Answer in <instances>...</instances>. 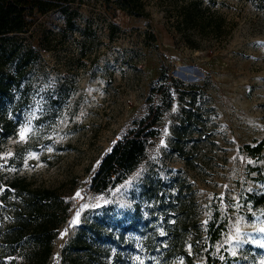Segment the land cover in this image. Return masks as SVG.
Segmentation results:
<instances>
[{
	"label": "rangeland",
	"instance_id": "rangeland-1",
	"mask_svg": "<svg viewBox=\"0 0 264 264\" xmlns=\"http://www.w3.org/2000/svg\"><path fill=\"white\" fill-rule=\"evenodd\" d=\"M146 1L148 15L134 16L84 0L74 30L58 12L42 16L32 42L40 48L47 34L52 49H41L23 82L29 102L0 150L3 180L27 176L68 200L48 264L118 256L123 264H264V0H215L224 31L192 33L197 47L174 29L169 6ZM161 80L172 85L174 101L154 125L146 157L123 182L96 191L103 156L151 123ZM184 107L193 117L177 138ZM149 184L164 199L159 207L146 198ZM180 191L183 201L172 196L170 209ZM181 203L192 260L166 258L145 243L148 236L165 242Z\"/></svg>",
	"mask_w": 264,
	"mask_h": 264
},
{
	"label": "trees",
	"instance_id": "trees-1",
	"mask_svg": "<svg viewBox=\"0 0 264 264\" xmlns=\"http://www.w3.org/2000/svg\"><path fill=\"white\" fill-rule=\"evenodd\" d=\"M102 1L115 3L116 7L134 16L148 15L146 0ZM160 1L171 8L169 11L175 16L174 29L184 35L191 47L198 46L191 37L192 33L205 37L212 34L219 36L224 31L222 17L212 8L215 0H207V5L205 0ZM83 3L84 0H0V150L22 123L23 111L29 102V88L28 85L23 86V82L28 78L31 66L40 57L42 48L52 49L48 37L46 42L42 39L47 34L40 38V48L32 42L41 26L40 19L58 12L64 17L66 28L74 30ZM154 87L161 98L158 105L150 107L151 123L140 125L127 137L117 141L103 156L92 179L96 191L105 192L123 182L146 157L150 139L158 136L159 130L154 125L172 107L174 92L172 85L163 80ZM177 92L180 100L186 101V92L179 89ZM187 109L182 108L185 117L175 126L177 138L191 125L193 115ZM3 178L0 172V210L3 217H7L6 221H0V264H48L55 238L69 215L68 200L58 188L38 185L27 176ZM180 194L181 191L171 195L168 201L171 208H167L172 209L183 201ZM146 198L155 203L157 201V207L164 201L152 184L146 188ZM261 200H264V195ZM184 207L185 204L181 203L179 209H182L183 215L167 226L165 242L157 243L148 236L145 241L147 249L155 251L161 248L166 258L180 254L192 260V254L185 248L184 236L190 218L184 214ZM163 208L167 218L171 210ZM150 210L152 212L154 208ZM72 262L76 260L72 259ZM86 264H123V260L121 256L112 260L102 259L97 263L90 259Z\"/></svg>",
	"mask_w": 264,
	"mask_h": 264
},
{
	"label": "snow or ice",
	"instance_id": "snow-or-ice-1",
	"mask_svg": "<svg viewBox=\"0 0 264 264\" xmlns=\"http://www.w3.org/2000/svg\"><path fill=\"white\" fill-rule=\"evenodd\" d=\"M77 195H79V194H77Z\"/></svg>",
	"mask_w": 264,
	"mask_h": 264
}]
</instances>
